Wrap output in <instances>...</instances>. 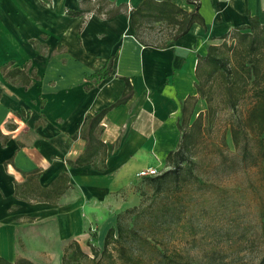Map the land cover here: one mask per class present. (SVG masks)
<instances>
[{"label":"crops","instance_id":"obj_1","mask_svg":"<svg viewBox=\"0 0 264 264\" xmlns=\"http://www.w3.org/2000/svg\"><path fill=\"white\" fill-rule=\"evenodd\" d=\"M107 1L129 10L141 0ZM169 1L187 11L193 8L186 0ZM192 1L199 3L205 25L194 23L184 36L155 47L134 38L126 12L107 19L89 13L81 0H55L53 8L43 0H0V66L14 61L38 76L24 87L0 73V257L13 261L22 256L46 264L40 252H54L56 261V252L70 238L79 243L77 238L86 240L93 232L104 238L122 206L116 204L120 192L130 184L126 165L138 152H155L152 139L168 123L179 131V102L196 93L194 70L206 45L231 28L248 25L249 16L264 24V0ZM80 8L88 13L65 14L66 9ZM165 39L159 34L146 37L155 44ZM114 52L112 73L86 90L92 85L87 76ZM122 77L128 78L133 94L101 121L106 169L69 166L67 160L84 148V140L73 136L85 115L122 94ZM143 164L140 169H161ZM33 169L40 170L42 187L61 172L69 175L70 187L57 203L14 197L15 183L24 182L21 172ZM17 235L27 249L17 247Z\"/></svg>","mask_w":264,"mask_h":264},{"label":"trees","instance_id":"obj_2","mask_svg":"<svg viewBox=\"0 0 264 264\" xmlns=\"http://www.w3.org/2000/svg\"><path fill=\"white\" fill-rule=\"evenodd\" d=\"M93 2L90 11L107 19L122 12L128 13L133 36L143 45L165 47L168 41L173 42L184 36L194 23L205 25L199 13V3L192 0H186L187 4L193 5L191 11L169 0H141L129 10L125 4L114 6L107 0H81L82 4ZM65 14L76 17L85 16L86 12L81 8L66 9ZM150 34H159L167 39L155 44L146 41ZM218 40L220 43L207 44L205 55L197 58L195 95H187L179 102L180 140L177 148L168 151L164 157L165 166L170 168L157 176L143 178V183L152 190L149 202L118 212L114 225L104 235L102 248L90 244L91 256L76 240L69 241L63 247L60 264H264V244L256 263L242 262L240 255L228 260V255L215 249L206 251L203 259L192 261L179 253L169 255L157 248L160 235L172 233L178 226L184 227L185 223H181L183 219L190 225L192 236L196 235L197 228L193 226L192 219L185 218L188 211L181 191L192 184L199 188L205 186L195 174L199 162L194 159L204 133V120L211 123L218 110L238 112L240 103L250 98V106L245 114L237 116L229 126L235 153L229 156L221 152L218 167L229 173L247 165L261 170L264 163V24L256 17L249 16L248 25L231 28ZM114 57L115 52L108 56L101 68L87 76L92 85L86 86V90L112 73ZM13 64L14 61H9L0 66L4 79L18 82L24 87L30 84L32 78L37 79L33 68L28 71L27 65L20 67ZM122 79L125 82L124 91L114 102L95 114L85 115L78 133L73 136L84 140V148L74 160H67L69 166L91 165L97 171L106 169L107 148L101 139V121L109 110L125 104L133 94L128 78ZM202 100L205 109L197 110ZM21 174L24 182L15 183L14 197L27 202L57 203L70 187L66 172L59 173L45 187L39 184V169L22 171ZM261 177L264 180L263 173ZM259 217L263 229L261 233L258 232V239L264 242V213ZM144 246L150 248L149 260L152 261L144 259ZM0 264L35 263L17 256L13 261L0 257Z\"/></svg>","mask_w":264,"mask_h":264},{"label":"rangeland","instance_id":"obj_3","mask_svg":"<svg viewBox=\"0 0 264 264\" xmlns=\"http://www.w3.org/2000/svg\"><path fill=\"white\" fill-rule=\"evenodd\" d=\"M43 2L49 8L55 5V0H43ZM81 6L88 7L87 11L91 12L92 5L81 4ZM250 102V98L244 99L239 105L238 112L218 110L211 123L204 120V133L195 150L194 159L199 162L195 174L205 186L199 188L192 184L181 191L188 211L185 218L192 219L197 232L193 237L189 231L190 225L183 219L181 223H185L184 227L178 226L172 233L160 235L157 248L161 252L169 255L179 253L185 259L198 261L203 259L206 251L215 249L221 254L228 255V260L240 255L242 262H257L264 244L260 238L258 239V232L261 233L263 229L262 219L259 216L262 212L264 213V180L261 177L262 173L264 174V163L261 165L262 171L247 165L226 173L218 167L221 152L229 156L235 153L229 126L237 116L245 114ZM204 109V101H199L197 110ZM179 140L178 129H174L173 124L168 123L164 131L157 133L152 139L151 143L156 145L155 152L151 151L150 155L138 152L126 165L127 171L130 172L128 175L130 184L120 192V200L116 204L122 206L115 215L125 208L143 206L149 202L151 188L143 183V178L138 177L137 174L136 178L134 175L143 167L145 161L160 166L161 172L169 169L170 167L165 166L164 163V153L175 150ZM142 190L146 193L144 191L142 193ZM93 233H90L86 240L83 236L77 238L81 248L90 256V244L102 248L104 239L102 234L97 239L96 233ZM17 236V247L22 248V251L27 249L26 244L20 239L21 235ZM254 239L257 242L253 243ZM71 240L76 239L66 240L63 247ZM62 250L59 255L56 252V261L54 252H40L43 263L60 264ZM143 251L144 259L152 261V259L149 260L150 248L144 246Z\"/></svg>","mask_w":264,"mask_h":264},{"label":"built area","instance_id":"obj_4","mask_svg":"<svg viewBox=\"0 0 264 264\" xmlns=\"http://www.w3.org/2000/svg\"><path fill=\"white\" fill-rule=\"evenodd\" d=\"M160 173H161V169L151 166V167L140 169L137 172V176L140 178H145V177L157 176Z\"/></svg>","mask_w":264,"mask_h":264}]
</instances>
